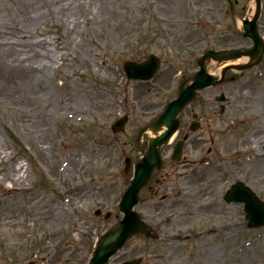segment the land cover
Segmentation results:
<instances>
[{
	"label": "rangeland",
	"instance_id": "1",
	"mask_svg": "<svg viewBox=\"0 0 264 264\" xmlns=\"http://www.w3.org/2000/svg\"><path fill=\"white\" fill-rule=\"evenodd\" d=\"M255 9V0H236L234 13L229 0H0V264H88L122 217L124 160L141 156L139 130L206 50L252 44L242 18ZM151 53L162 58L157 75L128 79L125 61ZM237 73L186 108L175 139L193 109L201 128L182 163L171 159L175 140L165 147L142 193L138 210L157 237L135 235L110 264H264V226L249 227L244 203L225 200L237 181L264 200V57Z\"/></svg>",
	"mask_w": 264,
	"mask_h": 264
},
{
	"label": "water",
	"instance_id": "2",
	"mask_svg": "<svg viewBox=\"0 0 264 264\" xmlns=\"http://www.w3.org/2000/svg\"><path fill=\"white\" fill-rule=\"evenodd\" d=\"M257 9L252 19H243L244 36L253 40L254 44L250 48L240 47L232 49L208 50L200 59V69L191 77L187 78L180 87L177 98L168 103L165 111L160 118L144 128L142 134L149 128L154 134L150 137L148 145H146V153L135 165L134 176L131 184L126 189L120 201L119 208L123 212V218L119 224L103 234L98 240L89 264H107L110 258L115 255L126 242L136 233H145L150 235L153 231L152 227L146 223L140 213L135 210V206L140 200V192L149 181L152 173L160 169L162 166V158L160 148L168 142L172 135L179 127V114L181 110L191 100L196 97L199 90L208 86L218 84L225 79L226 72L233 68L236 70H244L258 63L264 52V44L258 32V19L261 13V0H256ZM233 8V4H232ZM243 56L249 57V62L232 64L222 69V78H218L208 68L211 61L223 65L229 61L238 60ZM159 59L151 55L147 61L142 63L128 61L125 63V70L130 78L134 79H150L159 67ZM126 119L117 123L115 130L122 128ZM183 142H179L175 151L174 159H179L182 153ZM128 172L131 160H126ZM226 199L231 201H244L247 218L250 226H259L264 224V202L259 199L256 193L246 186L243 182H237L232 186L226 195ZM138 261H128L127 264H136Z\"/></svg>",
	"mask_w": 264,
	"mask_h": 264
},
{
	"label": "flooded vegetation",
	"instance_id": "3",
	"mask_svg": "<svg viewBox=\"0 0 264 264\" xmlns=\"http://www.w3.org/2000/svg\"><path fill=\"white\" fill-rule=\"evenodd\" d=\"M194 110V109H193ZM195 112L193 111V114H194ZM198 120H200V116L198 117ZM200 122V121H199ZM200 125H201V123H200ZM200 125H199V127H200ZM189 129H190V125H189ZM187 133H189V135H190V131L189 132H187ZM186 133V134H187ZM191 136V135H190ZM182 161H180V162H178V163H176V162H174V164H179V163H181ZM164 181L163 180H161V179H157L156 180V183H157V185H160L161 183H163ZM158 190V189H157ZM158 192V191H157Z\"/></svg>",
	"mask_w": 264,
	"mask_h": 264
},
{
	"label": "bare ground",
	"instance_id": "4",
	"mask_svg": "<svg viewBox=\"0 0 264 264\" xmlns=\"http://www.w3.org/2000/svg\"><path fill=\"white\" fill-rule=\"evenodd\" d=\"M37 19H38V17L33 18V19L31 20V24L34 25V24L37 22ZM50 60H51V59H50ZM50 60H49L48 62H50ZM49 68H50V64H49V63H46L43 69H44V70H45V69L49 70ZM42 71H43V70H42Z\"/></svg>",
	"mask_w": 264,
	"mask_h": 264
}]
</instances>
